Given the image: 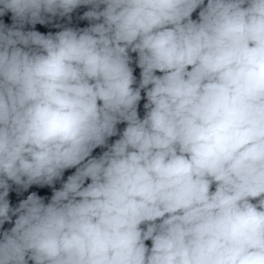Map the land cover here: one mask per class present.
<instances>
[{
    "label": "clouds",
    "instance_id": "9594fccd",
    "mask_svg": "<svg viewBox=\"0 0 264 264\" xmlns=\"http://www.w3.org/2000/svg\"><path fill=\"white\" fill-rule=\"evenodd\" d=\"M0 264H264V0H0Z\"/></svg>",
    "mask_w": 264,
    "mask_h": 264
},
{
    "label": "water",
    "instance_id": "95a60500",
    "mask_svg": "<svg viewBox=\"0 0 264 264\" xmlns=\"http://www.w3.org/2000/svg\"><path fill=\"white\" fill-rule=\"evenodd\" d=\"M32 190H36V189H32ZM40 192H41V194H45V193H47V194H49V195H50V191H49V190H47V189L40 190Z\"/></svg>",
    "mask_w": 264,
    "mask_h": 264
}]
</instances>
